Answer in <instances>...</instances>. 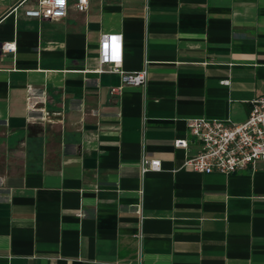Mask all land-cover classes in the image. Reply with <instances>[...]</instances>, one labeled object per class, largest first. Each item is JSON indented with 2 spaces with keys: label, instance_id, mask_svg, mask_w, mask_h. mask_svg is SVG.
<instances>
[{
  "label": "crops",
  "instance_id": "1",
  "mask_svg": "<svg viewBox=\"0 0 264 264\" xmlns=\"http://www.w3.org/2000/svg\"><path fill=\"white\" fill-rule=\"evenodd\" d=\"M38 2L0 0V264L139 251L141 264H264V163L181 167L200 149L187 119L240 122L264 95V0H67L63 18L25 16ZM102 33L121 35L118 70L146 68L144 86L109 93L120 74L99 62ZM142 152L161 169L141 175Z\"/></svg>",
  "mask_w": 264,
  "mask_h": 264
},
{
  "label": "built area",
  "instance_id": "2",
  "mask_svg": "<svg viewBox=\"0 0 264 264\" xmlns=\"http://www.w3.org/2000/svg\"><path fill=\"white\" fill-rule=\"evenodd\" d=\"M89 0H76L75 7L79 11L88 9ZM67 13V0H39L36 8L24 10L25 16L38 19H59ZM121 35L102 33L99 39V62L109 64V71L120 74V82L109 88V93L119 96L127 85L144 86L147 81V69L142 68L133 72L119 71V49ZM3 52H14V42H5L1 45ZM227 84L229 80L220 81ZM246 118L240 122L229 117H191L187 119L189 135L200 143L197 153L187 155L181 167L201 174L217 173L228 176L239 170L251 166L257 161L264 163V95L253 98ZM175 147H186V139H175ZM161 161L149 157L142 152L139 157L141 175L148 171H159ZM142 239L141 229L134 235ZM140 249V248H139ZM133 264H141V253Z\"/></svg>",
  "mask_w": 264,
  "mask_h": 264
}]
</instances>
